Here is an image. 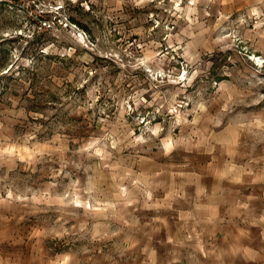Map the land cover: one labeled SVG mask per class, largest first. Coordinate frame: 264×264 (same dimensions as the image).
Masks as SVG:
<instances>
[{
	"label": "rangeland",
	"instance_id": "1",
	"mask_svg": "<svg viewBox=\"0 0 264 264\" xmlns=\"http://www.w3.org/2000/svg\"><path fill=\"white\" fill-rule=\"evenodd\" d=\"M59 1L41 36L0 5V264H137L148 158L264 150V0Z\"/></svg>",
	"mask_w": 264,
	"mask_h": 264
},
{
	"label": "crops",
	"instance_id": "2",
	"mask_svg": "<svg viewBox=\"0 0 264 264\" xmlns=\"http://www.w3.org/2000/svg\"><path fill=\"white\" fill-rule=\"evenodd\" d=\"M220 134L140 166L153 208L128 242L137 264H264V150Z\"/></svg>",
	"mask_w": 264,
	"mask_h": 264
},
{
	"label": "built area",
	"instance_id": "3",
	"mask_svg": "<svg viewBox=\"0 0 264 264\" xmlns=\"http://www.w3.org/2000/svg\"><path fill=\"white\" fill-rule=\"evenodd\" d=\"M0 5L21 14L38 36L57 34L72 24L59 0H0Z\"/></svg>",
	"mask_w": 264,
	"mask_h": 264
},
{
	"label": "trees",
	"instance_id": "4",
	"mask_svg": "<svg viewBox=\"0 0 264 264\" xmlns=\"http://www.w3.org/2000/svg\"><path fill=\"white\" fill-rule=\"evenodd\" d=\"M10 69H8L6 72H8Z\"/></svg>",
	"mask_w": 264,
	"mask_h": 264
}]
</instances>
